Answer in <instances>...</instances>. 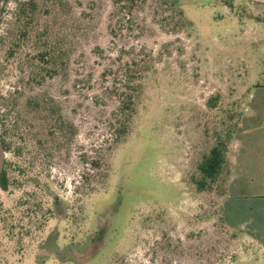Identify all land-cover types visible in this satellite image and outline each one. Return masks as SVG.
I'll return each mask as SVG.
<instances>
[{
  "label": "rangeland",
  "instance_id": "374dc122",
  "mask_svg": "<svg viewBox=\"0 0 264 264\" xmlns=\"http://www.w3.org/2000/svg\"><path fill=\"white\" fill-rule=\"evenodd\" d=\"M67 1L83 21L84 33L77 35L64 75L37 85L0 59V130L1 123L16 119L26 122L27 136L5 154V161L19 166L9 171L17 184L0 188V264H264V246L251 232L256 241L243 236L229 242L216 234L220 198L197 192L188 182L204 150L200 117L208 110V98L220 94L221 100L242 103L264 70V22L254 18L264 16V3L177 0L191 21L177 33L163 31L147 5L134 17L143 32L112 40L107 28L111 0ZM14 2L7 0L2 21ZM122 44L146 46L155 58L123 139L111 134L114 107L102 98L95 101L94 95H101L102 65L93 53L96 45L110 53ZM39 89L48 91L76 126L67 154L47 158L34 152L43 136L41 124L23 103ZM108 145L113 147L106 184L94 182L89 189L82 181L88 164L80 156H93ZM23 146L16 157L15 147ZM33 192L53 214L43 229L33 225L19 240L18 229L10 231L1 213L34 221L26 217V206L17 205L31 201L27 195Z\"/></svg>",
  "mask_w": 264,
  "mask_h": 264
},
{
  "label": "trees",
  "instance_id": "16d2710c",
  "mask_svg": "<svg viewBox=\"0 0 264 264\" xmlns=\"http://www.w3.org/2000/svg\"><path fill=\"white\" fill-rule=\"evenodd\" d=\"M6 2L7 0H0L1 62L8 68L17 67L26 74L30 82L37 85L55 76L64 75L68 70L77 35L84 33L83 21L73 13L70 3L67 0H15L10 16L2 21ZM227 4L232 7V3ZM147 5L152 9L154 21L167 33H177L191 25L177 0H111L107 28L112 40H124L134 30L143 32L144 25L135 26L134 17ZM254 18L264 22V16L257 15ZM93 53L101 60L102 68L97 79L103 83L99 85L101 95H94L95 101L102 98L105 104L109 102L114 107L111 134L114 138L123 139L132 128L144 92L146 76L155 68L154 55L146 46L124 44L110 53L96 45ZM105 82L108 83L105 85ZM242 103L236 99L221 100L220 94L208 98V110L200 117L204 150L188 177V182L197 192L215 193L220 198L216 234L229 242L243 236H249L252 241H256L249 231L229 227L222 208L231 168V144L242 114ZM23 105L28 107L27 112L31 114V118L38 119L41 124L40 132L43 136L37 139L34 152H45L47 158L52 157L54 152L57 155L67 154L76 135V126L63 116L60 104L48 91L39 89L29 93L24 98ZM2 106L7 107L8 104ZM25 125L26 122L21 123L16 119L1 123L0 139L6 151L11 145L14 147L15 143L27 140V136L23 134ZM27 128L32 130L34 127L29 125ZM24 147L26 146L15 147L14 155L18 157L23 154ZM112 147L113 145H108L103 149H95L93 156H80L88 164V172L83 175L82 181H86L89 189L94 182L106 184L110 168L107 154ZM16 166L19 165L12 161L4 162L0 172V188L3 190L10 183L17 184V177H11L9 173ZM18 171L23 173L26 170L21 168ZM40 190L45 192L46 185ZM27 197L32 198L31 201L25 198L27 201L21 200L17 205L26 206V217H33L34 221L27 219L24 222L19 217L13 219L10 211L1 213L6 216L4 223H7L10 231L18 229L19 240L30 235L33 225L37 230L43 229L53 214V210L50 207L45 208L41 198L36 197L34 192ZM2 208L0 201V209ZM49 251L50 254L56 253L55 248Z\"/></svg>",
  "mask_w": 264,
  "mask_h": 264
},
{
  "label": "crops",
  "instance_id": "0c3cea01",
  "mask_svg": "<svg viewBox=\"0 0 264 264\" xmlns=\"http://www.w3.org/2000/svg\"><path fill=\"white\" fill-rule=\"evenodd\" d=\"M222 208L229 227L251 232L264 246V70L242 107Z\"/></svg>",
  "mask_w": 264,
  "mask_h": 264
},
{
  "label": "water",
  "instance_id": "95a60500",
  "mask_svg": "<svg viewBox=\"0 0 264 264\" xmlns=\"http://www.w3.org/2000/svg\"><path fill=\"white\" fill-rule=\"evenodd\" d=\"M4 159H5V151L2 147L1 141H0V172L4 163Z\"/></svg>",
  "mask_w": 264,
  "mask_h": 264
},
{
  "label": "flooded vegetation",
  "instance_id": "af4514ba",
  "mask_svg": "<svg viewBox=\"0 0 264 264\" xmlns=\"http://www.w3.org/2000/svg\"><path fill=\"white\" fill-rule=\"evenodd\" d=\"M0 141H1V144H2V147H3V149H4V146H3V143H2V140L0 139ZM4 151H5V154H6V150L4 149ZM6 157V156H5ZM4 162H5V159H4ZM3 165H4V163H3ZM2 168H3V166H2ZM2 170V169H1Z\"/></svg>",
  "mask_w": 264,
  "mask_h": 264
}]
</instances>
